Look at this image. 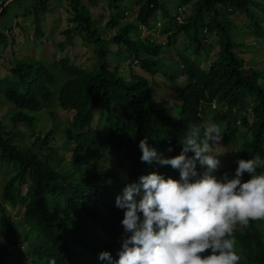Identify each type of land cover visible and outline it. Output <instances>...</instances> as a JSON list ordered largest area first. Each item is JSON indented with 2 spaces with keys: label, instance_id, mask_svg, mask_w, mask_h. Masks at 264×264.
Masks as SVG:
<instances>
[{
  "label": "trees",
  "instance_id": "obj_1",
  "mask_svg": "<svg viewBox=\"0 0 264 264\" xmlns=\"http://www.w3.org/2000/svg\"><path fill=\"white\" fill-rule=\"evenodd\" d=\"M11 1L0 0V19ZM96 1L84 4L70 0L74 15L64 31L69 43L75 32H81L94 44L95 66L71 63L68 54L53 62L43 58L18 60L7 70L10 83L5 89L0 87L5 99L20 109L9 113L10 124L0 123V162L7 173L1 191L4 202L0 203V264H49L53 259L56 264H108L98 258L102 251L118 259L122 240L130 235L121 224L124 210L115 203L126 182L111 168L103 169L108 153L125 158L124 169L132 180L152 172L179 179L178 170L170 166L141 161L142 139L163 156L171 157L180 154L179 142L190 124L214 122L220 125L225 143L244 138L240 159L259 158L257 173L264 170V78L244 59L251 45L264 47V2L179 0V7L193 2L190 14L182 15L184 19L179 22L173 17L171 0H129L139 8L136 20L121 25L112 18L108 25L117 29L105 36L90 11ZM109 1L117 10L125 2ZM40 2L41 9H46L40 15L46 14L47 6L44 0ZM34 11L33 40L51 41L53 33H45L42 16ZM236 12L245 13L250 24L234 22L231 16ZM160 15L163 23L158 26ZM143 27L167 35V41L159 42L151 35L142 37ZM21 33L23 27L6 28L0 33L1 40L23 41ZM182 36L188 41L179 51L177 43ZM212 39L219 48L211 60L215 50ZM108 43L118 47V64L125 61L122 53L134 57L126 69L118 64L112 68ZM66 45L65 41L58 44L64 49ZM170 45L179 60L166 55ZM178 61L186 80L176 92L181 107L172 110L156 99L149 79L141 72L174 81L181 76L177 74ZM58 108L73 111L72 120L62 128V145L50 141H57L56 128L62 124ZM39 111L54 120L53 128L43 135L31 124L40 116L32 113ZM96 113L102 124H93ZM19 123L35 132V141L26 147L16 143L27 136ZM39 140L44 147L36 145ZM62 146L63 153L59 152ZM217 172L232 176L224 169ZM248 175L245 173L242 180ZM17 208L20 214L13 220L9 210ZM233 237L239 245L238 249L235 245L239 264H264V221L234 228Z\"/></svg>",
  "mask_w": 264,
  "mask_h": 264
},
{
  "label": "clouds",
  "instance_id": "obj_2",
  "mask_svg": "<svg viewBox=\"0 0 264 264\" xmlns=\"http://www.w3.org/2000/svg\"><path fill=\"white\" fill-rule=\"evenodd\" d=\"M255 46L245 57L259 54L258 46L264 48ZM221 141L220 125L208 121L189 125L175 156L165 157L147 139L140 140L141 161L170 166L179 179L156 172L138 181L130 175L129 181L123 179L126 184L115 203L124 210L121 224L130 235L123 238L118 259L108 251L98 258L108 264H239L233 231L238 224L264 221V170L257 173L259 158L238 159L234 175L220 168L215 150ZM218 169L232 176L217 178ZM245 173L251 176L247 181L242 180Z\"/></svg>",
  "mask_w": 264,
  "mask_h": 264
},
{
  "label": "rangeland",
  "instance_id": "obj_3",
  "mask_svg": "<svg viewBox=\"0 0 264 264\" xmlns=\"http://www.w3.org/2000/svg\"><path fill=\"white\" fill-rule=\"evenodd\" d=\"M261 2H264V0H259ZM21 2V4H19ZM36 2V3H35ZM46 2V3H45ZM84 4H87L90 2V0H82ZM19 4V6H17ZM44 4L47 6L48 11H46V14H41V12H44L46 9H41L43 6V3L40 2V0H12L8 4L7 13L4 17L0 19V33L1 31H4L6 28H12L15 27L17 24L16 22H20L24 24V34L21 33L20 35L24 38L23 41H16L15 43H12V41L9 40L8 43H4V41L1 40L2 36L0 34V51L4 53L3 55H0V87L2 86L3 89H5L8 84L10 83L8 80H6L7 76H10L9 70L11 67L15 65V63L18 60L25 59L26 61L30 59H46L49 62H53L55 60L61 59L65 54H68L71 63H75L79 66L83 67H92L96 65L97 62V56L94 54V44L92 42H89L85 40L84 36L81 32H75L72 42H67L66 35L64 34V31L70 27L69 23V17L74 15L71 11V5L70 0H44ZM179 0H171L170 6L173 8V17L174 15L177 16V19L179 22H181L185 17L190 14L191 9L193 7V2L189 3L187 6H184L182 8L179 7ZM15 6V7H14ZM38 11V14L42 16L41 18H45V22H42L43 28H45L46 34L53 33L51 35V41H40L38 40L36 43L33 40V34L35 30L34 26V19H35V11ZM139 8L132 5V3L129 0H125L123 3V6L120 10H117L114 7H110V1L109 0H97L94 5H90V11L93 16L97 20V28L100 32H102L105 36H110L112 32L116 31L117 28H112V26H109V21L114 18L116 19L121 25H124L125 23H129L136 20L137 11ZM179 11V13H177ZM31 12V13H28ZM28 13L29 15H24ZM16 14H20L19 18L21 20H18L19 18L15 16ZM160 12L158 13V15ZM183 17H182V15ZM25 17V18H24ZM231 18L234 22H236L239 26H244L250 24V21L248 17L243 12H236L234 13ZM161 15H160V23L161 21ZM43 21V20H42ZM207 18L205 17L203 22H206ZM159 23V24H160ZM163 23V22H162ZM26 29V30H25ZM16 32V31H14ZM141 33L142 37H147L151 35V39H154L157 37L156 40L159 42L165 43L167 41V35L165 34H159L154 30H143ZM159 34V35H158ZM155 40V41H156ZM65 41L68 43L66 45V48H61L58 46L59 42ZM186 38L182 36L180 40L177 43V49L179 51H182L181 49L185 48L187 45ZM214 40L212 39L211 42ZM249 42L251 40H248ZM7 47L5 48V46ZM258 44V42L256 43ZM108 46L110 47V53L109 58L111 60V66L114 68L118 63L117 59V45L116 44H110L108 43ZM215 50L211 54V60L214 59L215 53L218 52L219 43L215 40L213 44ZM255 46V45H254ZM257 47V45L255 46ZM165 53L169 57H174L175 59L179 60L178 56L175 55V52L173 51V46L170 45L166 47ZM122 57H124L125 61H121L119 63L120 69H126L128 65L130 64L131 59L134 60L133 56H130L128 53H122ZM245 61H247L248 66H252L255 68L254 73H256L261 79L264 78V72L261 70L262 66L264 65V54L255 52V54L252 56L251 59H248L247 57H244ZM259 63H257V60ZM136 64V63H135ZM205 66H207L205 64ZM178 72L177 74H181L179 78H175L174 81L162 76V75H156L152 76L150 74H145L143 71L141 74L145 75L152 86V88L155 91V94L157 96L156 99H160L166 104H169L172 110H177V106L179 108L181 107V102L178 98L177 91L180 90L185 86V76H182L181 72V62L178 61ZM176 68V66L174 67ZM136 70L140 71L137 67ZM176 72V71H175ZM260 79V80H261ZM159 82V83H157ZM159 84V85H158ZM19 90H23V88H17ZM2 93L3 90L1 89ZM0 92V123L10 124L9 119V113L13 112H19L20 109L12 104L11 102L7 101ZM26 112V111H23ZM40 113V114H38ZM33 116L40 115L39 117L36 116L34 120L32 121V125L34 130L38 134H45L47 131H49L51 128H53L54 120L47 114L45 111H39V112H33ZM58 116L59 121H62V124L56 128L55 136L57 137V141H52L51 143H57L59 145H62L63 140L60 138V135H62L63 127H66L68 123L73 118V111L72 110H63L61 108H58ZM250 120H253L252 115L250 114ZM69 121V122H67ZM94 125L102 124L98 113L95 114L94 117ZM19 127L23 128L27 131V136L22 140H16V143L20 146L26 147L27 145H30L35 140V132L32 128H30L27 124L23 125L19 123ZM245 132H248L245 130ZM244 141V138H239L236 143L227 144L224 141H221V145L216 148V154H220L218 156V159L221 161L220 168L227 169L230 173L234 175L235 169L238 166L236 161L240 159V149L241 144ZM38 143V144H37ZM36 143L37 146H42L43 142L38 141ZM59 152H64V147L62 146L59 149ZM105 163L103 166V169L105 171H108L109 168L119 177H121L124 180H128L129 174L126 171L125 164L126 160L122 155H117L115 152L111 151L108 153L105 160H103ZM200 171H203L200 169ZM264 173V172H263ZM6 168L3 164H0V203H3L1 191L2 186L4 183V178L6 177ZM217 178H222L223 176L219 172L214 173ZM251 176L248 175L246 178V181L250 179ZM21 213L23 210H20ZM10 216L13 220H16V217L18 214H20L19 209H10ZM20 217V216H19ZM20 223V222H18ZM22 225L19 224V228L21 229ZM240 227V225H236L235 228ZM236 248H239V245L236 244Z\"/></svg>",
  "mask_w": 264,
  "mask_h": 264
},
{
  "label": "crops",
  "instance_id": "obj_4",
  "mask_svg": "<svg viewBox=\"0 0 264 264\" xmlns=\"http://www.w3.org/2000/svg\"><path fill=\"white\" fill-rule=\"evenodd\" d=\"M19 15H20V14H19ZM19 15L16 14L15 16H17V17L19 18ZM26 15H29V14L26 13L24 16L27 17ZM25 17H24V18H25ZM18 20H21V19L19 18ZM42 20H43L42 22H45V18H43ZM17 23H18V24H17ZM16 24H17V26H20V27L25 28V27H24L25 25L22 24L21 21H20V22L17 21ZM43 29H44V31H45V28H43ZM25 30H26V29H25ZM45 33H46V32H45ZM47 35H48V34H47ZM258 48H259V53L264 54V48H262L261 46H258ZM262 50H263V51H262Z\"/></svg>",
  "mask_w": 264,
  "mask_h": 264
}]
</instances>
